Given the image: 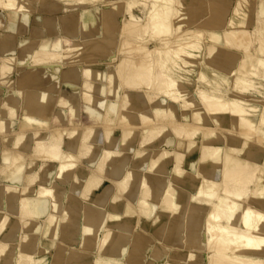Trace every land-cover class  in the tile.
I'll use <instances>...</instances> for the list:
<instances>
[{"label": "bare ground", "instance_id": "6f19581e", "mask_svg": "<svg viewBox=\"0 0 264 264\" xmlns=\"http://www.w3.org/2000/svg\"><path fill=\"white\" fill-rule=\"evenodd\" d=\"M32 1L0 0V14L28 25ZM94 1L79 0L70 21L82 37L67 31L20 62L61 73L71 91L56 115L58 78L32 88L24 73L5 93L15 49L0 55V134L12 147L0 148V264H73L67 242L78 264H264V96L244 97L264 90L253 86L264 80V0L256 19V0H109L101 14L84 7ZM38 19L43 33L62 28ZM82 99L87 127L52 130L78 118ZM29 156L40 162L30 173ZM80 157L89 169L77 173Z\"/></svg>", "mask_w": 264, "mask_h": 264}, {"label": "rangeland", "instance_id": "374dc122", "mask_svg": "<svg viewBox=\"0 0 264 264\" xmlns=\"http://www.w3.org/2000/svg\"><path fill=\"white\" fill-rule=\"evenodd\" d=\"M30 1H32V0H29V2ZM58 0H55V2H57ZM234 1V0H233ZM24 2H26V0H24ZM33 2V5H34V7H36L37 6V8L38 9H35V11L32 13V15H31V20H30V23L28 24V26H27V29H24L23 31H21L19 34H21L22 36H23V38L24 39H27V41L23 44V48L22 49H19L18 51H16L15 52V57H16V61L15 62H13V69H12V71L8 74V77H7V79L6 80H8V83L7 84H4V89H5V93H8L10 90H12V88L13 89H16L18 86H19V80H18V77H20L21 75H23L24 73H32V75L34 76V80L32 81H30V83H29V85H28V87H32V88H42L43 87V85H41V84H38L37 82H36V80H35V76L38 74V68L37 67H29V65H25V64H23V65H21L20 64V60H18V59H20L19 57L21 56V52L23 53V55L21 56L22 57V60H23V58H24V56H26L27 55V58H30L31 57V55L33 54V52H35L36 51V49H38L42 44H44V43H47V42H50L51 40H50V36H41V37H38V35L37 36H35V39H32V37L31 38H29V36L31 35V32H30V30L31 29H34L33 28V25H34V27H35V25L36 24H38V16H45V15H54V11H55V5L53 4V2L54 1H51L50 2V0H44V1H42V2H39V1H37V0H33L32 1ZM77 2H79V0H75L74 1V3H73V6H78V3ZM94 2H96V3H92V4H90L89 2L87 3V5H85L84 7H90L91 9L92 8H96V10H95V12L94 13H96V14H101V12H103V9L106 7V5H109L111 2H109V0H104L103 2L101 1V2H98V1H94ZM43 3V4H42ZM37 4V5H36ZM54 6H53V5ZM45 5V6H44ZM48 6V7H47ZM81 6V5H80ZM47 7V8H46ZM136 9H135V12L136 13H138V15L139 16H143V12H142V10H141V7L140 6H138V7H135ZM46 11H45V10ZM246 9H248L249 10V8H246ZM38 11V12H37ZM59 15H61L62 13H63V9L62 10H60L59 12ZM57 13V14H58ZM250 27L252 28V25H250ZM258 29H261L260 31H259V38L261 37V38H263L264 39V26L261 24V27H259ZM257 32H258V30H257ZM6 34H9L8 32H6V31H4V28L3 27H1L0 26V37L1 38H4L5 37V35ZM257 34V35H258ZM32 35H35L34 33H33V31H32ZM61 37H58V38H56V40L57 39H60ZM70 41H72V39H69ZM142 49H141V51L143 52V53H145V54H151L154 50H155V47H156V42L154 41V40H152L150 37H148L147 38V40L144 42V43H142ZM67 65V64H66ZM113 65V62L112 63H110V62H105V63H103V64H96L95 65V67L96 68H98V69H100V70H103V71H107V70H109V68L111 67ZM67 68H69V66H64L63 68H62V71H63V69H67ZM205 68V66H204V64H203V62H201L200 64H199V69L200 70H202V69H204ZM40 71V70H39ZM215 77H214V76ZM210 76H211V78L212 79H215V78H217V75H215L214 74V72H211V74H210ZM10 77H13V78H10ZM18 80V81H17ZM235 81H237V82H240V78L239 77H236V80ZM196 84L194 85V87L195 88H197V86H199V85H201L199 82H195ZM98 84H100V82H97V84L96 85H98ZM262 84H264V80H262V82H261V80H257L256 82H254V85L253 86H256V87H261L262 86ZM197 85V86H196ZM6 86V87H5ZM10 89H9V88ZM83 87V89L82 90H85V85L84 86H82ZM263 87V86H262ZM194 88V89H195ZM8 89V90H7ZM193 89V90H194ZM233 89V87H231V86H225V88H224V90L225 91H228V92H230V91H233L232 90ZM70 89H69V87H65L64 89L62 88V86H61V89H60V92H59V94H58V98H59V101L57 102V104H56V107H55V109H54V111H53V114H57L58 112H59V109L63 106V104H62V102L61 101H63L64 99H67L68 98V96H69V94H70ZM96 92V91H95ZM95 92H93V93H95ZM232 94L231 95H233V94H235V92L233 93V92H231ZM230 95V94H229ZM263 96H264V90H263V93H261V94H259L258 92H252L251 94H247L246 96H244V97H246V98H255V97H260V98H263ZM61 100V101H60ZM84 103H85V100L84 99H82V108H81V111H80V113H79V116H78V118H75V120L74 121H70L69 119L68 120H64V121H61V122H58V123H54L53 124V126H52V130H56V129H59V130H64V129H73V128H76V127H80V128H82V130H84L85 129V127H87V124L90 122L89 121V118H88V115H87V113H86V109H85V105H84ZM260 103V104H259ZM2 105L4 106L5 104L4 103H2ZM255 105H257V106H259V109H260V106H261V109H263V107H264V103L263 102H260V101H256L255 102ZM19 118H21V115H20V117H18V120H19ZM18 130H20V127H19V122L17 121V123L15 124V126L13 127V129L9 132V133H15V132H17ZM27 131H30V130H27ZM137 137H139V133H138V136ZM200 138V136H198L197 137V139H199ZM67 140H68V135H64V136H62L61 137V143H62V147L64 148V149H67ZM50 142V141H49ZM82 143H84V142H82ZM135 143H136V145L138 146V144H139V138H137L136 140H135ZM159 147H163V144H161ZM0 148L3 150V149H11L12 147H10L9 145H7L4 141H3V139H2V135L0 134ZM154 149V148H153ZM155 149H158V147H155ZM2 150H1V152H2ZM180 152L181 153H185L184 152V149L182 148L181 150H180ZM29 155V154H28ZM29 162H30V166H29V168H28V172L30 173V171L32 170V169H37V168H39V163L40 162H38V163H36V164H34L33 166H31L32 164H31V156H29ZM0 161H3L2 160V158L0 159ZM44 164H47L46 165V168L47 169H49V170H53V168H54V166H55V163H52V161L51 160H49V159H46V160H44V161H42ZM183 166H184V163L182 164ZM170 166V168H172L173 167V164H170L169 165ZM0 167H2V165L0 164ZM83 167H85V168H87V169H89V162H88V159L87 158H85V157H80V161H79V165H78V167H77V169H76V172L78 173L79 171H80V169L81 168H83ZM44 171V170H43ZM43 171H42V173H41V176L44 178V176H43ZM29 173H26L25 172V174H26V176H30L29 175ZM2 182L4 181L3 179L1 180ZM42 182H44V181H38V182H36L35 183V186H38L39 184H41ZM194 191V190H193ZM80 198V197H79ZM84 203V202H83ZM85 204V203H84ZM29 220V219H28ZM143 220V219H142ZM27 222V221H26ZM28 223V222H27ZM137 228L138 229H142L143 228V223H142V221L138 224V226H137ZM47 235H44V234H42V239H46L45 237H46ZM78 245H74L73 243H70V242H67V249H69V252H68V256H67V258H68V262H72L73 264H78V255L81 253L80 251H82L81 249H80V247L78 248L77 247ZM173 252H174V249H173ZM205 251H203V254L200 256V258H201V260H204L206 257H207V255H206V253H204ZM95 257V254H93L92 256H90V258H88L87 260H86V262H85V264H87V263H89V264H91L92 263V261H93V258ZM38 264V263H37ZM65 264H67V263H65ZM69 264H71V263H69ZM156 264H161L160 262H157ZM203 264V263H202Z\"/></svg>", "mask_w": 264, "mask_h": 264}, {"label": "crops", "instance_id": "0c3cea01", "mask_svg": "<svg viewBox=\"0 0 264 264\" xmlns=\"http://www.w3.org/2000/svg\"><path fill=\"white\" fill-rule=\"evenodd\" d=\"M51 1H54L53 3H54L55 8H56L55 11H54L55 15H50V16L49 15H45V16H49V17L55 18L57 20V22L59 21V23L62 24V28H60L58 30H53V31H48L46 33H43L39 29V26H38L39 24H36L35 27L33 26L34 29L30 30L31 31V35L29 36V38H31L33 36L32 39H35L34 36L38 35V37H41L44 34V36H47V35L50 36V40L54 41L58 37H63V35L66 34L67 31H70L69 36L72 37V38L73 37H82V25H81V23L79 22L77 27L74 29V28H72V25H71L70 21H71L72 18H74V17H76L78 15V13L81 11L83 6H75V7L69 6V7H67V6H65L64 2H61L59 0L57 2H55V0H50V2ZM256 2H257V7H256V12L254 13L255 14L254 15L255 19H256V17H258L257 16L258 15L257 11H258V6H259L258 4L261 2V0H256ZM62 9H63V13L61 15L56 14ZM135 9L136 8H134V12H135ZM91 10H93L95 12L96 8H92ZM136 14L138 15V13H136ZM41 17H44V16H41ZM30 20H31V16H30ZM30 20H29V23H30ZM38 21H39V19H38ZM253 23L255 24V21ZM253 23L251 24L252 27L254 25ZM98 24H99V21H98ZM11 25H12L11 20L9 18H7L6 16L4 17L3 15L0 14V26L4 28V31L9 33V34H6L4 38L0 37V55H3V51H4V48H6V46L13 47L15 49V52H16L19 49H22L23 48V44L27 41V39H24L23 36L21 34H19L24 29H27V26H28V25H24L22 23L21 16H19L18 19H15L14 25L12 27H11ZM32 31H33V33L35 35H32ZM5 42H7V44H4ZM22 55H23V53L21 52V56ZM21 56L19 57L20 59H18V60H20L19 62H21V60H22ZM47 68H48V70H45L44 68H38L37 69L38 70V74L35 76L36 82L38 84L43 85L42 88H45L46 86H48L50 84V82L56 81V78H58L57 80H58V84L60 86V89H61V86H62L63 89L65 87H69L68 84L66 83V81H64V79L61 77L62 76L61 73H58V75L56 77H51V75L49 76V73H47L50 70L51 67H47ZM30 75H31L32 81H33L34 80V76L32 75V73H30ZM20 77H18V80H19ZM69 89H70V87H69ZM88 118H89V116H88ZM89 121H90V118H89Z\"/></svg>", "mask_w": 264, "mask_h": 264}]
</instances>
